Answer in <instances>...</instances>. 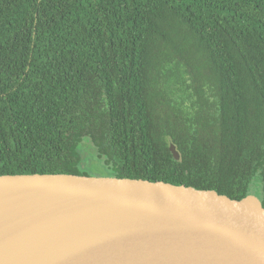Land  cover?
Here are the masks:
<instances>
[{
  "label": "trees",
  "instance_id": "trees-1",
  "mask_svg": "<svg viewBox=\"0 0 264 264\" xmlns=\"http://www.w3.org/2000/svg\"><path fill=\"white\" fill-rule=\"evenodd\" d=\"M88 158L264 207V0H0V175Z\"/></svg>",
  "mask_w": 264,
  "mask_h": 264
},
{
  "label": "water",
  "instance_id": "water-1",
  "mask_svg": "<svg viewBox=\"0 0 264 264\" xmlns=\"http://www.w3.org/2000/svg\"><path fill=\"white\" fill-rule=\"evenodd\" d=\"M0 264H264V207L163 181L3 174Z\"/></svg>",
  "mask_w": 264,
  "mask_h": 264
},
{
  "label": "rangeland",
  "instance_id": "rangeland-1",
  "mask_svg": "<svg viewBox=\"0 0 264 264\" xmlns=\"http://www.w3.org/2000/svg\"><path fill=\"white\" fill-rule=\"evenodd\" d=\"M90 145H91V143H88V142L83 143V154L81 155L82 157H86L88 153L90 155L95 154L94 149L91 147L92 145L91 146ZM86 168L88 169L87 172L91 176H100V175L104 174L103 166L100 165L99 163L97 165H94V163L92 162V160L90 158H88V160H87Z\"/></svg>",
  "mask_w": 264,
  "mask_h": 264
}]
</instances>
